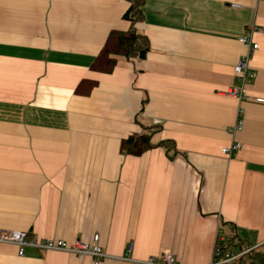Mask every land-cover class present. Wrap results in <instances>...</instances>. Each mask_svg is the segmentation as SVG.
<instances>
[{
  "label": "crops",
  "instance_id": "obj_1",
  "mask_svg": "<svg viewBox=\"0 0 264 264\" xmlns=\"http://www.w3.org/2000/svg\"><path fill=\"white\" fill-rule=\"evenodd\" d=\"M129 5L0 0V229L70 243L99 234L100 264H137L120 258L130 243L133 260L169 250L207 264L217 230L264 251V103L227 93L248 53L239 37L255 26L247 89L264 97V0H144L145 58L93 70L109 34L130 27ZM151 125L154 143L175 142L173 158L162 146L121 152ZM0 264L94 263L0 242Z\"/></svg>",
  "mask_w": 264,
  "mask_h": 264
},
{
  "label": "built area",
  "instance_id": "obj_2",
  "mask_svg": "<svg viewBox=\"0 0 264 264\" xmlns=\"http://www.w3.org/2000/svg\"><path fill=\"white\" fill-rule=\"evenodd\" d=\"M255 31V26H251L247 29L244 35L239 37V41L247 46L248 53L243 55L235 64L234 72L239 83L229 88L227 93L229 95L235 96L241 101L253 100L256 102L264 103V97L251 96L249 95L247 89L252 78L256 76V72L252 70L249 63V60L252 57L253 53L259 47V44L253 39V34L255 33ZM242 113L243 109L240 108L238 111L237 121L230 128L233 134L241 131L243 128V120L241 117ZM241 146L242 144L240 142H234L231 146L223 148V152L229 154L232 150H239ZM228 239V237L222 234L221 230H217L212 258L207 264H236L244 255L255 248L248 247L240 252L226 250L224 248V243L227 242ZM99 241V234L94 235L92 243L82 240H77L73 243H70L62 239L37 238L35 236H32L27 231L0 229V242L17 245L20 255L24 254V249L26 246H31L44 250L66 251L75 255L79 259L89 257L94 264H100L108 256V254L101 247ZM131 250L132 243L128 244L126 253L120 258L124 260L134 261L137 264H179L174 254L169 250H164L158 255H151L142 260H133L130 256Z\"/></svg>",
  "mask_w": 264,
  "mask_h": 264
},
{
  "label": "trees",
  "instance_id": "obj_3",
  "mask_svg": "<svg viewBox=\"0 0 264 264\" xmlns=\"http://www.w3.org/2000/svg\"><path fill=\"white\" fill-rule=\"evenodd\" d=\"M128 1L130 5L124 17L129 20L130 27L124 31L114 30L109 34L106 43L91 65L93 70L110 73L115 69L118 57L145 58L149 51L148 37L137 28V23L143 17L144 0ZM91 86L92 83L90 81L82 80L77 87V92H88ZM160 128L161 126L156 125L143 126L141 132L133 133L121 141V152L125 155H141L149 149L162 146L169 154V157L173 158L178 153L173 140H161L159 143L152 141L153 134ZM241 241L238 233H236L224 243V248L238 252L235 250L236 246H239L240 251L250 247L249 245H244ZM236 264H264V251L254 248Z\"/></svg>",
  "mask_w": 264,
  "mask_h": 264
},
{
  "label": "rangeland",
  "instance_id": "obj_4",
  "mask_svg": "<svg viewBox=\"0 0 264 264\" xmlns=\"http://www.w3.org/2000/svg\"><path fill=\"white\" fill-rule=\"evenodd\" d=\"M235 250H237V251L239 252V251H240V250H239V246H236V247H235Z\"/></svg>",
  "mask_w": 264,
  "mask_h": 264
}]
</instances>
